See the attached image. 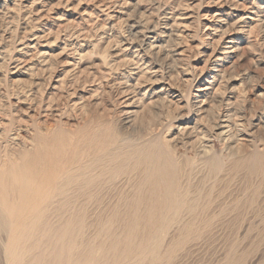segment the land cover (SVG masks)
Returning a JSON list of instances; mask_svg holds the SVG:
<instances>
[{
	"label": "bare ground",
	"instance_id": "obj_1",
	"mask_svg": "<svg viewBox=\"0 0 264 264\" xmlns=\"http://www.w3.org/2000/svg\"><path fill=\"white\" fill-rule=\"evenodd\" d=\"M132 7L137 13L139 1ZM258 15L257 10L246 19L253 21ZM215 18L217 23H225L222 14ZM142 20V14L131 18V38L137 39L144 32L154 35L150 28L140 31ZM181 21L166 24L161 36L177 37L174 31L185 26ZM241 21L234 26L243 24ZM244 29L241 25L238 31L244 34ZM39 39L34 37L33 41ZM160 45L155 37L148 38L147 54H160ZM117 46L111 47L115 62L127 48ZM234 50L230 47L220 55L228 58ZM215 56L212 52L209 58ZM74 65H70L71 71ZM19 66L16 63L14 69ZM129 71L136 77L130 85L119 83L123 88L117 97L125 108L117 115L119 123L132 129L141 111L132 102L127 103L125 94L132 88L139 91L141 87L136 86L142 74L138 77L137 68ZM213 72L215 78L222 74L216 67ZM15 83L24 89L0 84V264H172L196 234L208 227L219 231L223 223L218 227L213 226L215 222L242 218L254 210L250 208L256 202L261 207L250 213L252 219H264V199H260L264 143L257 136L264 128V117L252 116L243 124L232 122L229 114L209 115L203 106L213 92L206 87L196 90L195 95L199 98L202 94L204 101L191 104L195 118L180 122L172 139L153 133L149 128L152 120L144 126L147 132L124 136L116 123H103L102 117L70 131L61 124L42 133L40 124L19 107L34 100L30 97L39 89L30 87L38 84L32 82L28 87L21 80ZM163 91L165 88L160 87L157 93ZM73 94L71 91L67 97ZM53 102L48 99L41 105L40 100V113L56 111ZM212 143L219 145V152ZM238 175H242V185L235 187L231 182ZM229 186L234 191L227 195ZM251 230L245 225L231 237L227 234V241L207 264H233L242 242L239 236ZM198 245L186 249L174 264L191 259L204 246ZM259 263L264 264V250L248 264Z\"/></svg>",
	"mask_w": 264,
	"mask_h": 264
},
{
	"label": "rangeland",
	"instance_id": "obj_2",
	"mask_svg": "<svg viewBox=\"0 0 264 264\" xmlns=\"http://www.w3.org/2000/svg\"><path fill=\"white\" fill-rule=\"evenodd\" d=\"M138 1L140 8L135 13L132 6ZM199 2L200 0H192L193 5ZM233 2L241 7H234ZM263 6L264 0H211V3L204 0V6L199 12L200 31L194 33L191 8L181 9L178 0L162 6L156 16H153V13L157 12V5H149L143 0H0V84L3 86L10 83L9 85L13 84L19 90L24 89V86L16 84L17 80L26 82L28 87L32 82L38 84V87H30L32 90L39 89L37 94L30 97L34 100L19 107L25 110L23 113H28L30 120L40 124L42 133L61 124L70 131L82 126L86 121H95L102 117L103 123H116L119 132L124 136L147 132L144 126L152 120L149 128L153 133L172 139L177 125L195 118L194 112L182 119L165 123L160 112L152 110L149 106L159 101L162 107L165 104L168 106L166 111L171 114L172 105L184 106L185 91L191 93V104L197 100L204 101L201 99L202 94L199 98H195V95L198 93L196 90L206 87L209 88L208 92H213V97L207 99L203 106L209 115L216 116L217 112L218 115L229 114L227 116H231L232 122L241 121L247 124L252 116L262 119L264 117ZM257 10L259 15L253 17V21L246 19ZM137 14L143 15L142 26H138L140 31L150 28L153 36L144 32L145 34L142 33L137 39L130 37L128 24ZM216 14H222L225 23H217ZM179 20H182L185 26L172 32L177 37L164 39L160 33L166 31V24ZM240 20L243 24L234 26ZM241 25H245L244 34L237 30ZM192 35H199L200 38L190 39ZM34 37H40L37 43L33 41ZM150 37H155L157 45L161 44V53L156 56L147 54ZM229 39L231 43H227ZM201 41L204 42L203 46ZM116 46L128 48L119 60L116 59L117 63L114 61V52H111ZM230 47L235 50L228 58L223 59L221 52L229 50ZM193 49L198 53L194 59L191 58ZM212 52L216 55L215 58L219 57L220 60L209 58ZM161 59L164 60L163 65ZM130 61L132 63H128ZM16 63H20L18 70L14 69ZM72 64H75L73 71L70 66ZM135 65L140 66L138 77L143 70L156 73L153 79H159L160 82L144 84L136 92V98L142 101V105L133 103V106L141 113L135 127L127 129L119 123L117 113L125 107L119 104L117 92L123 88V85H119L122 81L129 85L132 83L136 76L130 75L132 72L129 69L136 68ZM213 67L222 71L220 77H213ZM160 87H164L165 91L157 93ZM71 91L74 92L73 97L68 98L67 95ZM145 91L146 94L142 96ZM127 98V103H131L132 97ZM48 99L54 101L56 111L47 115L41 114L37 103L41 100L43 105ZM74 102V107H70ZM156 123H160L164 128L161 129ZM257 136H261L259 139L264 143V128ZM212 145L216 152L220 151L218 144ZM236 179L231 185L240 187L242 175H238ZM220 188L216 189V192H219ZM228 188L227 195L234 191L232 187ZM260 192V199L263 200L264 184L260 187ZM260 204L256 202L250 209L258 211ZM254 210H249L242 218H225L215 222L213 226L218 227L223 223L219 231H213L211 225V228L199 232L182 252L176 254L172 264L178 262L190 246L198 244L201 247L204 245L201 251L193 254L184 264H207L214 254H218L219 246H223L227 241V234L231 237L230 235L236 233L241 226L250 225L251 235L247 232L241 235L242 237L239 236L242 242L238 247L236 260L232 262L248 264L256 254L264 250V219H252ZM228 228L230 230L226 231Z\"/></svg>",
	"mask_w": 264,
	"mask_h": 264
},
{
	"label": "clouds",
	"instance_id": "obj_3",
	"mask_svg": "<svg viewBox=\"0 0 264 264\" xmlns=\"http://www.w3.org/2000/svg\"><path fill=\"white\" fill-rule=\"evenodd\" d=\"M143 2H146L149 5H152V4L157 5V12L153 13V16H156V15H158V12L160 10H162V6H165L167 4H171L173 2V0H143ZM208 2L211 3V0H208ZM178 3H179V7L181 9L191 8L193 19H194V24L192 25V31L194 33H199V31H200V20H201L199 12H200V8L202 6H204V0H200V2L196 3L195 5L192 4V0H178ZM233 6L234 7H241V5L236 4L235 2H233ZM199 38H200L199 35H192L190 37V39H199ZM141 43H142V41H141ZM203 43L204 42L201 41V46H203ZM262 47H264V46H262ZM196 55H198V53L196 52L195 49H193L192 53H191V58L194 59L196 57ZM160 62L163 65L164 60L161 59ZM128 63H132V62L130 61ZM135 67L137 69L140 68L139 65H135ZM141 71H142V77H141L139 84L136 87H142L144 84H153V83H159L160 82L159 79H153V77H155L157 75L156 73H151V72H147V71H143V70H141ZM193 75L195 76V73H193ZM165 82H167V81H165ZM125 95H126V98L129 96L132 97V100H131L132 103L142 105V101L140 99L136 98L135 88L129 89V92L126 93ZM190 97H191L190 91H185L183 94V99L186 101V103L184 104L183 107H180L179 104L172 105L171 106V108H172L171 114H169L166 111V108L168 106L165 104L162 107V104L159 101L153 102L149 107L154 111H159L161 114L162 120L165 123H167L169 120L182 119L184 116L189 115L192 111L195 110L194 107L191 105Z\"/></svg>",
	"mask_w": 264,
	"mask_h": 264
}]
</instances>
